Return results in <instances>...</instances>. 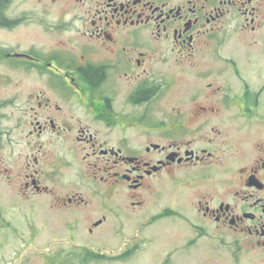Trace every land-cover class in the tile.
Returning <instances> with one entry per match:
<instances>
[{
  "label": "flooded vegetation",
  "instance_id": "flooded-vegetation-1",
  "mask_svg": "<svg viewBox=\"0 0 264 264\" xmlns=\"http://www.w3.org/2000/svg\"><path fill=\"white\" fill-rule=\"evenodd\" d=\"M11 1L2 256L264 264V0Z\"/></svg>",
  "mask_w": 264,
  "mask_h": 264
},
{
  "label": "rangeland",
  "instance_id": "rangeland-1",
  "mask_svg": "<svg viewBox=\"0 0 264 264\" xmlns=\"http://www.w3.org/2000/svg\"><path fill=\"white\" fill-rule=\"evenodd\" d=\"M48 0H12L11 4H10V13H11V17L15 16V17H19L21 15L24 14H32V13H40L43 12L45 9V3ZM23 37V36H21ZM17 38V36H12L11 34L2 31L0 28V48L2 47H6V48H13V46L15 45V39ZM19 38V37H18ZM25 44H28V42H26ZM9 46V47H8ZM11 47V48H10ZM26 50L28 48H23V50ZM6 73H11V71L9 69H7V67L5 68L4 66L1 65L0 63V75L1 74H6ZM16 91L15 85L12 83H7L5 85L0 84V99L9 96L11 94H13ZM0 114L5 115L6 113L2 110H0ZM4 119V117L2 118ZM13 121H2L0 122V130L3 129V127H13L14 124ZM22 163V160H21ZM4 168H9L11 170L12 173V178H18L19 176V167L15 168L13 167L11 164H5ZM21 172V171H20ZM12 188H16L15 185H10L7 183V181L3 178L0 177V201L1 200H5L6 197H12L9 196V194H12V192H10V190ZM13 199H15L14 197H12ZM10 205V204H9ZM21 247V245H19V248ZM17 248V245H6L5 247V257L2 256L3 250H1L0 248V264H30L29 261H19L17 259H15V249ZM104 247H101V249H103ZM44 261L42 260H37L35 262H33L32 264H43ZM104 264V263H103Z\"/></svg>",
  "mask_w": 264,
  "mask_h": 264
}]
</instances>
